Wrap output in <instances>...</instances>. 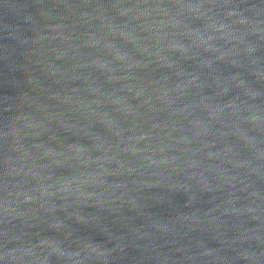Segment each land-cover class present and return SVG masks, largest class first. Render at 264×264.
I'll return each instance as SVG.
<instances>
[{"label": "water", "instance_id": "water-1", "mask_svg": "<svg viewBox=\"0 0 264 264\" xmlns=\"http://www.w3.org/2000/svg\"><path fill=\"white\" fill-rule=\"evenodd\" d=\"M0 40L264 201V0H0Z\"/></svg>", "mask_w": 264, "mask_h": 264}]
</instances>
